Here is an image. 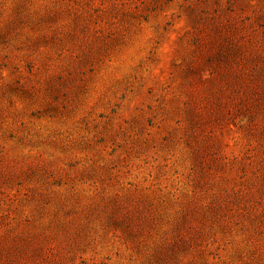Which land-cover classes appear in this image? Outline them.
<instances>
[{
    "label": "rangeland",
    "instance_id": "1",
    "mask_svg": "<svg viewBox=\"0 0 264 264\" xmlns=\"http://www.w3.org/2000/svg\"><path fill=\"white\" fill-rule=\"evenodd\" d=\"M0 264H264V0H0Z\"/></svg>",
    "mask_w": 264,
    "mask_h": 264
}]
</instances>
